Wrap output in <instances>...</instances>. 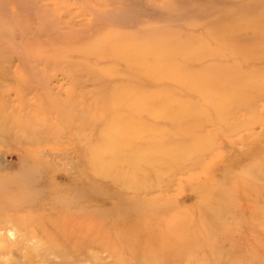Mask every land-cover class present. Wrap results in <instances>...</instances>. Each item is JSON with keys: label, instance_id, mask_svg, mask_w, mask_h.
<instances>
[{"label": "rangeland", "instance_id": "374dc122", "mask_svg": "<svg viewBox=\"0 0 264 264\" xmlns=\"http://www.w3.org/2000/svg\"><path fill=\"white\" fill-rule=\"evenodd\" d=\"M0 264H264V0H0Z\"/></svg>", "mask_w": 264, "mask_h": 264}, {"label": "bare ground", "instance_id": "6f19581e", "mask_svg": "<svg viewBox=\"0 0 264 264\" xmlns=\"http://www.w3.org/2000/svg\"><path fill=\"white\" fill-rule=\"evenodd\" d=\"M262 171V170H261Z\"/></svg>", "mask_w": 264, "mask_h": 264}]
</instances>
